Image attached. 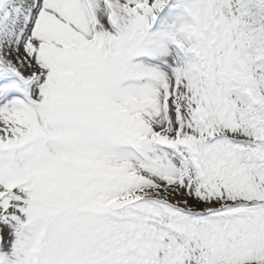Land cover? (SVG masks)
I'll use <instances>...</instances> for the list:
<instances>
[{
	"label": "snow or ice",
	"instance_id": "obj_1",
	"mask_svg": "<svg viewBox=\"0 0 264 264\" xmlns=\"http://www.w3.org/2000/svg\"><path fill=\"white\" fill-rule=\"evenodd\" d=\"M0 264H264V0H0Z\"/></svg>",
	"mask_w": 264,
	"mask_h": 264
}]
</instances>
